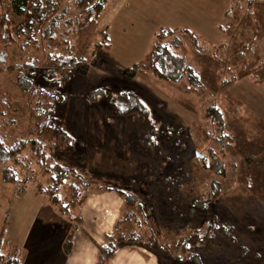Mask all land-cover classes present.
<instances>
[{
    "label": "rangeland",
    "instance_id": "obj_1",
    "mask_svg": "<svg viewBox=\"0 0 264 264\" xmlns=\"http://www.w3.org/2000/svg\"><path fill=\"white\" fill-rule=\"evenodd\" d=\"M12 1L13 0H0V19L4 16L6 24H0V89L4 90L0 97L9 96L7 102L10 104V107L7 108L5 114H3L0 119V121L2 120L0 122V135L5 134L8 141L18 136L34 135L32 131L34 129L33 116L32 113L27 112L24 102V93L17 86L12 84L18 72L17 67L23 62L30 61L34 68L39 71L44 64L43 62L45 61L46 54L58 50L57 46H50L47 44L46 40L42 39L40 31L35 34V43L30 41L28 44L26 43V46H22V41L25 39V35L28 34V28L24 27L22 34H17V32H15L16 24L23 22L24 10H22L21 13H17L12 7ZM71 3L72 0L61 1V5L69 4V8L71 7ZM201 4H203V6L213 5L215 9V14H213L214 20L217 21L219 18L217 11L221 4H225V0H125V7L122 11L120 8V0H108L100 11L96 24L94 26L83 24L77 32V37L74 38L76 41V48L81 50L84 61L90 62L91 60L99 59L103 60L105 63L102 66L89 64L84 73L72 76L62 85L63 91L73 93L70 85H68L69 81L76 76L84 80L90 66L108 72V75L111 74V76H114L113 78L118 76V78L122 77L126 79L124 82L129 86H133V84L128 80H131L137 73L152 81L153 84H159L161 80L150 73H148V75L145 72L136 71L129 77L122 75L121 72L133 62L144 57L151 42L153 32L157 28L169 27L162 23H171V20L177 17L180 19L179 23L184 21V25L190 24L188 21L190 18L187 17V19L185 16L186 11L188 12V9L201 7ZM227 4L232 6L251 7L253 11L249 13L248 16L250 17L259 16V14L254 11L257 10L258 7L259 9H264V0H228ZM173 9L181 13L174 15ZM120 11L121 13L118 15V18L119 20L123 18L121 21L122 26L117 27V25L113 30L112 39L114 45L111 48V53L114 56L120 57L119 59L122 60H129L136 55H140L137 60H134L131 64L123 68H117L109 60L98 58V54H95L96 51L100 49L98 47L95 48L97 42L103 39V32H105L106 39L108 40L105 31L106 27L110 25L113 18ZM236 13L239 15L238 12ZM181 15L184 16V18ZM234 16L236 15L234 14ZM131 18H134V21H131ZM238 20H240L239 16ZM128 23L132 24L126 26ZM194 25L195 30L203 35L202 37L209 32L199 27L197 24ZM4 26L7 27L9 36L6 34L3 35ZM238 26L239 32L243 30L241 20ZM181 27L187 28L184 26L178 28ZM238 30L236 36H241L238 34ZM107 43L109 46L108 41ZM142 45L145 46L142 52L138 54V50ZM178 48L180 53L183 52L182 54L186 62L198 74L202 83L206 84L208 90L207 95L212 100H215L216 104L221 108L224 117V126H227V129L224 128V133L227 134L225 141L215 142L212 136L203 132L202 128L204 126L198 113L197 99L195 97L177 90L164 81L171 86L173 90H176L177 93H182L192 99L196 113L200 119V124L191 123L186 127L180 128L163 120L155 119L149 109L150 116L156 120L157 123L159 122L161 126L164 127L166 125L173 130H183V132L173 133V135L167 137L161 135V139H158V142L150 147L146 144V140L139 136L141 125L138 124V121L129 117H116L110 120V118H108V116H110V111L106 101L102 97H98L96 101H85L86 94L90 90L100 85L108 86L91 82L89 86H86L84 103L78 98L74 99L71 97L70 99L68 98L62 108V118L65 128L76 141L75 150L71 154H66L61 147H55L53 143L46 142L45 146L51 157L50 160L53 159L68 164L83 174L86 172V174L92 175L87 170L88 167L84 161V147L82 141L78 142V134H80L86 122V113L90 103H101L105 106L104 120L109 124H114L118 119L131 121L132 124L137 127V141L146 148L147 154L145 153V155L147 159L143 163L144 166L140 168L138 173L132 175L133 177L125 180L123 184H121L122 182L115 181L108 177H103V180H99L100 177L92 175V178L95 180L92 184L106 182V184L116 188H121L117 187L121 184L122 188L127 192L133 189L138 191V189L141 190L142 188V199L145 201L144 203L147 207L148 204H150L151 212L156 215L158 220L156 223L159 224L160 233H158L157 244L152 246V250H149L145 245V247L139 244L136 245L152 251L158 259V264H179L175 261L173 249L170 247L169 249H164L163 245L166 242L175 240L179 234L185 235L189 233L192 225L195 223H206L210 220L211 216L214 215L218 221L224 222L230 226V234L236 242L232 241V239L230 240V236L216 233L212 239L207 240L201 247L198 263L241 264L240 259L248 258L254 264H264V257L240 240L242 236L241 233L248 231L246 224L237 216L232 208L226 206V202L224 201V197L232 190V187H237L242 189L243 192L251 194L256 201L264 206V150L258 155H253L250 152L246 153V150L241 145V143L244 144L242 139L244 131L239 127L240 123L237 119V114L241 115V112L233 107L230 108L228 104L222 102L220 99V89L231 81L220 86L224 80H229L230 78L227 76V73H220L219 68L222 64L224 65V60H226L229 53L237 47L233 45H230V47L227 46L226 50L220 53V47L214 48L211 44L206 45L205 43H201L200 48H196L183 36ZM101 52H99V54H107L104 50ZM237 71L241 72V69ZM117 83H119V81ZM108 87L121 88L123 86L110 85ZM127 89L132 90L139 97L135 90L132 88ZM0 107L2 108V105ZM227 115L231 116L226 118ZM168 118H171V116ZM5 121H8L7 125ZM159 134L160 133H157V135ZM126 145V147L132 146L130 142H127ZM195 150L205 154L209 151L211 158L208 159L207 163L212 165L214 162H220L225 167L224 175L215 174L214 170L211 168H204L198 160L194 158L193 154ZM81 153L83 154V160L79 161L78 156ZM29 156V151L25 150L11 159L8 157L2 158L3 155H0V169L1 166L7 164L13 167L16 172V179L8 183L2 180L0 173V252L6 256L15 254V256L20 259V264L24 252L21 245V240H23V238L20 236L18 224L13 223L11 213L12 208L18 206L19 203L17 202L20 201L18 199L26 193L29 187L33 189L34 194L40 195L44 202L50 204L57 213L70 220L78 221L80 219L77 213L79 207L70 211V213L76 212L79 219L75 220L70 217V214L61 211L59 208L60 205L57 206L49 200V193L47 190V178L49 173L44 171L34 160H31ZM137 175L139 177L133 180ZM215 182L216 195H214L215 197L211 203L213 206L208 209L202 210L198 208V210L191 211L192 207L190 206V202L205 194L209 186ZM247 182L250 184L249 187ZM66 185V183L61 185L58 190V195L62 202L66 199L65 196L68 190ZM87 188H85L82 193H86ZM83 197L84 195L82 198ZM82 198H80V202ZM125 209L126 207L123 205L122 213ZM133 210L140 212L136 207L133 208ZM144 210L146 212L144 213V218H142L146 219V222H142L141 217L139 221L142 225L144 224L141 228L147 231L146 234L149 236L150 232L156 233V231L155 229L151 231V227L154 224L150 221L147 209L145 208ZM73 225L71 224L70 228ZM182 226H184V228ZM202 226H204V224ZM16 234L18 237H16ZM242 247H245L244 249L250 254L242 255ZM182 264L193 263L186 261V263L183 262Z\"/></svg>",
    "mask_w": 264,
    "mask_h": 264
},
{
    "label": "crops",
    "instance_id": "obj_2",
    "mask_svg": "<svg viewBox=\"0 0 264 264\" xmlns=\"http://www.w3.org/2000/svg\"><path fill=\"white\" fill-rule=\"evenodd\" d=\"M124 3L125 0H120L121 11L125 7ZM227 3L228 0H225V4L220 5L217 21L214 20L213 5L201 4V7L188 9L189 13L186 11L185 16L191 19L187 18L190 24L184 25V21L179 23L180 19L177 17H174L171 23L162 24L174 28L187 27L193 30L201 43L211 44L214 48L220 47V53L225 51L227 46L237 47L229 53L224 65L219 68L220 73H227L229 78H233L220 89V99L230 108L240 110L242 117L237 114V119L239 127L244 131V144L241 145L246 153L258 155L264 150V9L258 7L254 11L259 16L250 17L248 15L253 11L251 7L232 6ZM121 11L106 27L109 46L100 48L95 53L98 58L109 60L117 68L126 67L140 56L122 60L111 53L114 45L113 30L117 25L122 26L123 18H118ZM173 12L174 15L181 13L174 9ZM238 16L243 26L240 32ZM131 21H134V18H131ZM130 24L132 23L126 26ZM194 24L208 30L207 35L202 37L203 35L195 30ZM237 30L241 36H236ZM144 46L140 47L138 54ZM103 50L107 52L106 55L99 54ZM239 69L241 72L237 71ZM113 77L108 75V72L90 66L84 80L76 76L69 81L68 85L73 92L69 93V99L78 98L84 103V92L91 82L108 86L120 85L135 90L155 119L180 128L191 123L200 124L192 99L177 93L168 84L160 81L155 85L137 73L128 80L132 82L133 87L124 82L126 79ZM169 116L172 119L168 118ZM228 116L231 115L226 118ZM104 117L105 106L101 103H90L86 122L78 134V142L82 141L84 161L90 174L100 177L99 180L108 177L123 184L144 166L143 163L147 159L146 148L137 141V127L131 121L118 119L114 124H109ZM127 142L132 146L126 147ZM138 177L135 176L133 180ZM121 184L117 187L122 188ZM115 188L112 185L106 188V185L99 183L88 186L79 203L77 213L80 219L74 221L54 211L50 204L44 202L40 195L34 194L33 189L29 187L18 199L19 204L12 208L11 213L13 223L18 224L20 236L23 238L21 245L24 252L21 264H96L97 244L102 243L105 234L112 232L114 222L122 214L123 199ZM224 201L246 224L248 231L241 233L240 240L264 257V206L251 194L237 187H232ZM71 224H74L71 245L65 252L63 242ZM240 263L254 264L248 258L240 259ZM104 264H158V259L152 251L128 243L118 246Z\"/></svg>",
    "mask_w": 264,
    "mask_h": 264
},
{
    "label": "trees",
    "instance_id": "obj_3",
    "mask_svg": "<svg viewBox=\"0 0 264 264\" xmlns=\"http://www.w3.org/2000/svg\"><path fill=\"white\" fill-rule=\"evenodd\" d=\"M61 1H12V7L17 13L24 10L23 22L16 24L15 32L22 34L23 28H28V34L25 35L22 46H26V43L28 44L30 41L35 43V34L40 31L42 39L46 40L50 46H57L58 50L46 54L44 64L39 71L34 68L30 61L23 62L17 67L18 69L15 67L18 72L12 84L24 93L27 112L32 113L33 116L34 129L32 131L34 135L18 136L9 141L5 134L0 135V141H2L0 143V155H3L2 158L11 159L24 150L29 151L30 159L49 173L47 178L49 200L57 206L60 205V210L70 214L71 218L78 220L76 212L70 213V211L79 207L80 198L84 195L82 191L95 180L92 175L86 174V172L83 174L68 164L50 160L51 157L45 144L46 142L53 143L55 147H61L66 154H71L75 150L76 141L63 123L62 108L69 98V93L63 91L62 85L72 76L84 73L89 64L102 66L105 63L99 59L90 62L84 61L81 50L76 48L74 38L77 37V32L83 24L89 26L96 24L100 11L108 0H72L70 8L69 4L61 5ZM0 24L6 25L4 16L0 19ZM103 33V39L97 42L95 48L108 46L106 34ZM4 34L9 36L6 26L3 29ZM183 36L188 39L191 45L200 48L199 38L188 28L159 27L153 32L144 57L133 62L121 74L130 77L136 71L150 73L160 79L161 82L165 81L177 90L195 97L198 113L203 126L206 128H202L203 132L212 136L215 142L225 141L227 135L224 133L225 123L221 108L215 100L207 95L206 84L202 83L198 74L186 62L184 55L178 51ZM232 79L224 80L220 86ZM3 92L4 90L0 89V95ZM98 97H102L106 101L110 111V116H108L110 120L116 117H129L138 121V124L141 125L139 136L145 139L146 144L150 147L155 145L158 139H161V135L167 137L173 133L183 132L182 129L173 130L169 126L163 127L159 122L157 123L150 116L149 108L130 89L100 85L86 94L85 101H96ZM7 99L9 96L0 97V106L2 105V108L0 107V119L10 107ZM7 123L8 121H5L6 125ZM157 133L160 134L157 135ZM193 156L204 168H211L215 174L224 175L225 167L220 162H214L212 165L207 163L208 159L211 158L209 151L205 154L195 150ZM78 160H83L82 153L79 154ZM0 173L4 182L8 183L16 179L14 168L7 164L1 166ZM65 183L68 190L66 199L62 202L58 190ZM98 183L110 188L106 182ZM215 188L216 182L209 186L205 194L196 200H192L190 202L191 211L212 207L213 204L211 203L214 195H216ZM115 190L122 196L126 209L114 222L112 232L105 234L102 243L97 244L96 264H104L114 250L122 244L145 245L149 250H152V246L157 244L158 233H160L159 224L156 223L158 222L156 215L151 212L150 204L147 207L142 199V188L138 191L129 190V192L122 188H115ZM135 207L140 212L134 211L133 208ZM145 208L149 213L150 221L155 225L151 227V231L155 229L157 234L150 232L148 236L147 231L141 228L144 224L142 225L139 219L141 217V221L146 222V219H143L146 212ZM203 224L204 226H202ZM203 224L195 223L191 226L189 233L179 234L175 240L163 245L164 249H169V247L173 249V256L177 263L182 264L190 261L193 264H201L198 263L201 247L216 233L230 236V240H235L230 234V226L218 221L214 215ZM182 227L184 228V226ZM72 230L73 227L70 228L63 242L65 252L69 250L71 245ZM244 248L242 247L241 254H250ZM0 264H20V259L15 254L8 256L3 254L0 256Z\"/></svg>",
    "mask_w": 264,
    "mask_h": 264
},
{
    "label": "snow or ice",
    "instance_id": "obj_4",
    "mask_svg": "<svg viewBox=\"0 0 264 264\" xmlns=\"http://www.w3.org/2000/svg\"><path fill=\"white\" fill-rule=\"evenodd\" d=\"M225 135H227L226 133H225ZM0 143H2V141H0ZM3 254L2 253H0V256H2Z\"/></svg>",
    "mask_w": 264,
    "mask_h": 264
}]
</instances>
